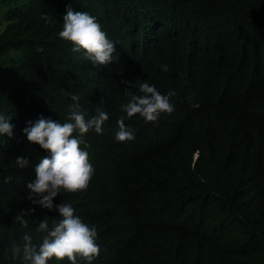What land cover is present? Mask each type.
Returning <instances> with one entry per match:
<instances>
[{
    "label": "trees",
    "instance_id": "obj_1",
    "mask_svg": "<svg viewBox=\"0 0 264 264\" xmlns=\"http://www.w3.org/2000/svg\"><path fill=\"white\" fill-rule=\"evenodd\" d=\"M68 7L98 18L116 60L93 65L58 37ZM0 26V111L15 125L0 137V264H20L3 249L25 232L38 243L36 218L57 215L37 207L27 228L16 220L48 154L26 122L63 120L74 103L92 115L102 98L104 131L86 134L95 174L54 198L96 225L92 264H264V0H0ZM145 79L176 92L174 111L136 114L125 121L135 138L117 142L126 89L140 94Z\"/></svg>",
    "mask_w": 264,
    "mask_h": 264
},
{
    "label": "clouds",
    "instance_id": "obj_2",
    "mask_svg": "<svg viewBox=\"0 0 264 264\" xmlns=\"http://www.w3.org/2000/svg\"><path fill=\"white\" fill-rule=\"evenodd\" d=\"M41 19L45 24L53 22L47 12L41 13ZM57 35L71 43L73 53L82 54L93 65H108L118 58L114 55L117 42L109 37L98 18L88 11H74L68 7ZM37 51L42 52L43 46ZM160 67L162 71H168L166 64ZM135 86L140 94L126 89L128 99L120 105L121 114L116 120L114 133L117 142L135 138V130L125 121L136 114L146 122H155L162 113L174 111L171 101V97L176 95L174 90L162 93L146 79ZM68 109L63 120L41 115L35 121H27L22 129L27 141L38 144L48 154L38 159L34 177L25 184V196L32 207L20 211L16 220L21 227L27 228L28 217L36 218L37 207L55 211L57 215L51 219L46 214L36 218L35 230L42 234L38 243H34L33 236L25 232L22 243L13 241L3 249L6 256L20 264H49L52 258L57 262L67 258L70 264H92L100 253L96 225H90L76 215V209L68 198L61 203H55L54 198L59 193H75L88 187L95 169L88 158L90 144L86 134H102L109 113L103 106V98L96 104L92 115L82 110L78 103L69 105ZM11 121V114L0 111V137H13L15 125ZM30 163L27 156H17L14 160L19 169L29 167Z\"/></svg>",
    "mask_w": 264,
    "mask_h": 264
},
{
    "label": "rangeland",
    "instance_id": "obj_3",
    "mask_svg": "<svg viewBox=\"0 0 264 264\" xmlns=\"http://www.w3.org/2000/svg\"><path fill=\"white\" fill-rule=\"evenodd\" d=\"M1 27V26H0Z\"/></svg>",
    "mask_w": 264,
    "mask_h": 264
}]
</instances>
